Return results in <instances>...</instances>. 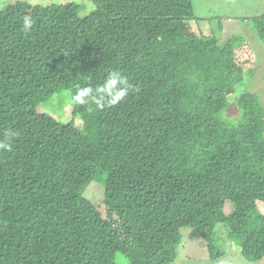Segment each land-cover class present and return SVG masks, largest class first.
<instances>
[{
    "label": "trees",
    "instance_id": "trees-1",
    "mask_svg": "<svg viewBox=\"0 0 264 264\" xmlns=\"http://www.w3.org/2000/svg\"><path fill=\"white\" fill-rule=\"evenodd\" d=\"M93 1L0 10V140L15 134L0 150V264H168L183 227L209 244L220 225L264 259V105L246 92L227 115L242 40L191 31L194 0ZM113 69L131 85L120 104L72 101L69 122L31 110Z\"/></svg>",
    "mask_w": 264,
    "mask_h": 264
},
{
    "label": "rangeland",
    "instance_id": "rangeland-1",
    "mask_svg": "<svg viewBox=\"0 0 264 264\" xmlns=\"http://www.w3.org/2000/svg\"><path fill=\"white\" fill-rule=\"evenodd\" d=\"M26 2L33 10L36 5L52 6V4H64L75 2L87 6V12L95 7L93 0H0V10L9 3ZM195 11L200 21L189 23L191 31L198 35L203 31L211 34L213 31L221 43L237 36L242 40V46L238 49V68L243 70V80L237 90L231 95L232 103L228 108L227 115L237 118L240 110L236 99L246 92L256 93L260 102L264 105V39L260 36L255 27V17L264 15V0H194ZM72 96L69 89L56 94L49 101L42 103L39 107L31 110L46 112L58 120L69 122L72 119ZM78 128L82 127V121L77 118L75 121ZM89 190V198L101 204V212L106 219L121 230L122 224L114 216L109 208L102 202L104 193L103 187L93 183ZM259 209L264 213V202L258 201ZM231 205L228 203L226 212H231ZM124 231V230H123ZM182 241L178 249L177 258L168 264H264V259L256 262H249L242 254L241 247L235 241L227 237L225 227L221 225L214 239L207 243L201 234L193 227L181 229ZM128 241L132 239L126 236ZM61 241L65 245V251L70 252V242L63 237Z\"/></svg>",
    "mask_w": 264,
    "mask_h": 264
},
{
    "label": "clouds",
    "instance_id": "clouds-1",
    "mask_svg": "<svg viewBox=\"0 0 264 264\" xmlns=\"http://www.w3.org/2000/svg\"><path fill=\"white\" fill-rule=\"evenodd\" d=\"M21 26L23 31L28 32L33 28V20L25 16ZM130 90L131 85L128 77L121 70L113 69L107 72L101 82L76 84L72 101L77 105L94 104L98 109H104L123 102ZM12 135L15 134L6 133V139L0 140V150H12V144L7 139Z\"/></svg>",
    "mask_w": 264,
    "mask_h": 264
}]
</instances>
